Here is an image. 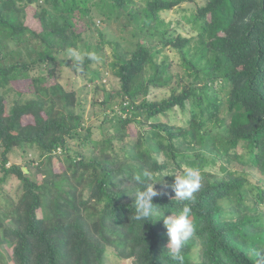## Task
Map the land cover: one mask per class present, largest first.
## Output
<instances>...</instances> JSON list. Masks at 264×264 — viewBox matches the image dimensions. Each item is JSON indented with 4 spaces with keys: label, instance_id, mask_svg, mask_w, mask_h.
I'll return each instance as SVG.
<instances>
[{
    "label": "trees",
    "instance_id": "trees-1",
    "mask_svg": "<svg viewBox=\"0 0 264 264\" xmlns=\"http://www.w3.org/2000/svg\"><path fill=\"white\" fill-rule=\"evenodd\" d=\"M183 2L188 15L160 17ZM80 48L98 60L77 71ZM76 79L96 93L87 125ZM15 151L36 155L33 174ZM185 166L201 187L180 201ZM152 183L158 215L136 221ZM185 204L183 264H264V0H0V264H177L163 219Z\"/></svg>",
    "mask_w": 264,
    "mask_h": 264
},
{
    "label": "clouds",
    "instance_id": "clouds-1",
    "mask_svg": "<svg viewBox=\"0 0 264 264\" xmlns=\"http://www.w3.org/2000/svg\"><path fill=\"white\" fill-rule=\"evenodd\" d=\"M86 57L93 61L98 60L94 53H83L80 50L68 49V58L73 62L71 68L77 71L81 70ZM172 177L174 178L175 198L180 201L191 200L193 194L201 187V176L198 169L185 166L181 174L173 175ZM154 184L156 183L148 185L145 190L138 191L135 194L134 220L147 222L158 215L159 207L152 203L153 198L159 195L154 190ZM190 215L191 209L185 204L178 214L170 215L163 219V225L169 238L167 249L169 250L170 258L177 264H183L182 249L195 231V225L191 221ZM162 216H159L157 220L161 219Z\"/></svg>",
    "mask_w": 264,
    "mask_h": 264
},
{
    "label": "rangeland",
    "instance_id": "rangeland-1",
    "mask_svg": "<svg viewBox=\"0 0 264 264\" xmlns=\"http://www.w3.org/2000/svg\"><path fill=\"white\" fill-rule=\"evenodd\" d=\"M193 1L196 6L198 5L201 6L205 2V0H193ZM193 10H194L193 3L191 4L188 2H183L182 4H180V6H178L177 8L173 9L170 12L160 13V17L164 19L166 22L168 21L176 22L177 20H180L181 17H183L184 15H188ZM92 14L95 17L96 25L100 26L101 31L104 33L106 40L115 39L120 41L122 46H126L127 48H130L129 46H127V44L130 43H125L126 45L122 43L123 37H127V35L123 33L121 30H119V28H121L120 26L118 30L117 29L114 30V27H109L107 24H102V22H100L101 17L100 15L97 14V12L92 10ZM34 29L39 30V27L34 26ZM81 31H84L83 27L81 28ZM94 36H95L94 34L90 33V36L88 35L86 38L89 39L90 41H93L95 39ZM78 50L84 53V50H82L81 48ZM106 52L110 53L109 48L107 47H106ZM167 54L170 58H172V61L176 62L175 64L179 63V60L173 58V55L171 53L168 52ZM66 59L71 61L68 58V56L66 57ZM60 61H62V57L60 58ZM59 72H61L59 78V82L61 83V85H64L67 81H70L74 77L70 69L66 67V63L62 64ZM112 74H110L108 70H105V77L102 79V85L104 84L105 86H107L106 89H109L108 86L111 82V78L113 77ZM75 81L76 82L74 84L75 85L74 92H75L76 102L78 103L76 105V110L77 113L80 116H82L84 120V125H87V123H91L92 121H94L99 113V109L97 107L92 106V102L94 97L96 96V93L92 89L93 85H84L83 84L84 82L81 81L80 79H76ZM155 93L156 95H160V92L156 91ZM98 94H100V92ZM29 159H36V155L30 154L28 151H23V152L15 151L14 154H12V156L10 157V163L28 165L25 167L29 170V173L31 175L33 174L34 168L28 164ZM15 183L16 182L12 180L5 185V188L7 189L12 188L11 193L14 194L15 190L18 188L17 184ZM220 204L224 207L227 205L225 202H221Z\"/></svg>",
    "mask_w": 264,
    "mask_h": 264
}]
</instances>
